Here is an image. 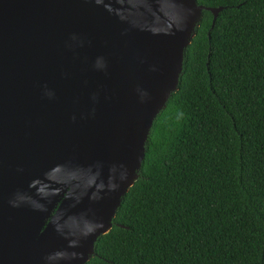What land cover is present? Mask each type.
I'll return each instance as SVG.
<instances>
[{
    "label": "water",
    "instance_id": "water-1",
    "mask_svg": "<svg viewBox=\"0 0 264 264\" xmlns=\"http://www.w3.org/2000/svg\"><path fill=\"white\" fill-rule=\"evenodd\" d=\"M196 0H0V264H84L177 90Z\"/></svg>",
    "mask_w": 264,
    "mask_h": 264
},
{
    "label": "trees",
    "instance_id": "trees-1",
    "mask_svg": "<svg viewBox=\"0 0 264 264\" xmlns=\"http://www.w3.org/2000/svg\"><path fill=\"white\" fill-rule=\"evenodd\" d=\"M177 90L84 264H264V0H196Z\"/></svg>",
    "mask_w": 264,
    "mask_h": 264
}]
</instances>
